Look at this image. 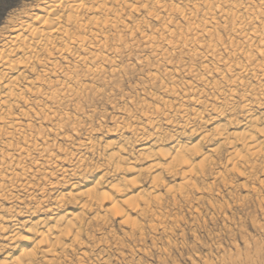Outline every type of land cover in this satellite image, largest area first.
I'll return each instance as SVG.
<instances>
[{
	"label": "bare ground",
	"instance_id": "obj_1",
	"mask_svg": "<svg viewBox=\"0 0 264 264\" xmlns=\"http://www.w3.org/2000/svg\"><path fill=\"white\" fill-rule=\"evenodd\" d=\"M26 6L11 16L0 29V203L6 202L10 205L9 209L16 204L20 205L15 209L19 211L7 210L8 215L3 213L5 207L0 205V252L3 255L0 264H66L67 258L72 260L67 257L68 253L75 254L77 249L83 259L86 257V252L81 251L85 248L82 240L86 238L85 235L83 238L86 226L106 221L105 217L110 213L111 217L121 215L126 223L130 221L129 211L147 214L146 211H150L156 197L162 196L156 195L159 188L168 185L163 181L164 175L180 174L181 184L186 189L184 193L192 188L195 191L194 180L200 170L202 175L205 166L212 162L221 149L227 151L225 169L230 173L235 172L234 175L251 178L253 174L256 176V172H253L256 169L264 170V0H36ZM154 25H158V28ZM137 36L143 41L141 45L149 49L147 51H150L152 55H149L154 61L162 65V68L158 64L154 65V69L149 67L151 71L146 73V77L153 86L147 90L148 93L145 92L146 95L141 93L145 100L149 97L158 104L163 103V106L158 105L160 109H153L144 102L141 113L133 107V114L139 112L140 117L137 115L139 113L134 114L139 118L129 113L128 108V112L121 111L125 118L131 119L128 122H132L133 117V122L125 124L123 120V125H112L114 129H111V134L122 140L121 143L115 142V139L114 142L102 144L108 156L100 166L89 169L84 158H73L72 161L69 159L70 154H64L65 157L57 155L59 148L55 153L56 145L51 143L50 136L55 139L64 138L63 141L68 143L80 141L78 137L79 141L74 136L70 137V131L69 136L65 134L64 126L67 124L61 122L74 119L71 120L70 113L64 112L62 108H68L72 102L81 100L88 90L91 92L87 87H91L88 84L90 81L85 84L87 80L103 77L116 80L114 75H121L119 60L125 50H135L137 44L140 47L134 41ZM132 40L136 45L131 43ZM177 55L181 56V60ZM174 59L181 63L175 65L177 61ZM136 60L139 62L141 59ZM145 61L144 65L148 68L146 64L151 63ZM143 62L140 64L143 65ZM183 75L189 76V79L191 77L193 82L179 81L178 78ZM141 82L144 87L143 79ZM157 83H160L159 90L157 87L156 93H151L150 90L154 91L153 87ZM133 103L136 106L138 104L135 101ZM82 104L76 106L77 112L85 106ZM192 105L193 109L190 107ZM162 107L169 113L162 112ZM151 109L154 113L149 114ZM236 109L242 114L241 120L233 116ZM155 114L158 116L153 120ZM198 122L210 126V130L199 131V125V129L195 128ZM163 124L173 133V139L187 137L188 141L174 142L169 148H164ZM71 128L76 136L77 133L81 135L77 125H71ZM90 131L86 133L87 137L91 135ZM125 131L132 133V136L136 135L133 139L137 143L135 147H138V154L132 160L126 157V153L134 145L130 142L131 137L124 136ZM107 133L110 134L109 131ZM92 136L75 144L77 149L86 151V154H95L96 148L101 146L98 144L101 139L96 142ZM205 145L207 150L204 151ZM68 160L72 163L70 167L67 165V170H62L64 174L61 180L66 185L70 183L67 186L70 189L60 188L61 192L51 199L53 204L46 211L49 216L38 217L45 212L43 208L40 209L43 205L39 200L41 206L35 207L36 201L33 205H27L29 201L24 198L32 201L31 197L36 195H33L36 191H42L40 196L44 198L51 192L46 186L50 185L52 190L56 187L53 188L52 183L37 185L38 181L34 184L32 179L37 174L44 179L49 175L54 178L52 170L63 169ZM142 162L144 166L140 164ZM221 172H213L216 180L223 178ZM144 174L152 179L150 190L143 189L139 181ZM262 178L261 181L264 180ZM58 184L57 188L60 187ZM168 189L165 192L168 193L171 188ZM19 191L26 196L19 195ZM58 192L54 191L56 194ZM23 208L26 210H21ZM107 221L109 223L111 219ZM126 223L127 226L129 222ZM135 225H132L133 230L139 228V222ZM99 226L102 228L103 225ZM102 259L109 262L108 259Z\"/></svg>",
	"mask_w": 264,
	"mask_h": 264
},
{
	"label": "rangeland",
	"instance_id": "obj_2",
	"mask_svg": "<svg viewBox=\"0 0 264 264\" xmlns=\"http://www.w3.org/2000/svg\"><path fill=\"white\" fill-rule=\"evenodd\" d=\"M35 1L36 0H0V29L11 18V16H14L16 14V12L20 11L26 5L28 6L32 3H35ZM154 26L156 28H158V25H154ZM154 26H153V28L155 29ZM126 39H128V38L126 37ZM129 40L130 39H128V41ZM134 41L136 42V44L139 43L140 47H138V44H137V47H135V50L134 49H132L133 51L132 50L131 51L125 50V52H124L125 54L123 53L124 55L122 56L123 58L121 57V59L119 60L120 61V67H121V70H119V73L121 75H119L118 73L117 74L119 76H116L117 74L114 75L115 77H117V78L114 77V79H116V80H113V78H111L112 81H114L115 83L113 82V84H112L111 79L108 77H106V78L103 77L104 79L100 78V79L87 80L85 82V84L87 85V82L90 81L88 84L91 85V87L89 85L87 86L91 89V92H89L90 90H88V92L90 94L88 92H85V95H84L85 97H83L79 101L72 102V103H74L73 107H72V103H71V106H69L68 108L66 106V108H65L66 110L64 108H62L64 110V112L70 113V117L72 118V119L70 118L71 120L74 119L73 121L69 120V122L68 121L61 122V124H63V123H64V125L67 124L66 125L67 127L64 126L66 128L65 134L68 135L69 133H72V135L69 134L70 137L74 136L76 141L80 140L79 142L86 141V139H88L90 136L93 135L92 136L93 141L98 142L101 139V141L98 142V144L100 143L99 145H101L98 147L99 150H97L98 148H96L95 154H91L90 152H87V154H86V151L85 152L79 151L77 149V146H75V144L78 145L79 142H75V140H74L73 141L74 144H73V142L68 143V142L63 141L64 138L63 139L62 138L55 139L53 136H50L52 139L49 137V140L52 141L51 143H54L56 145V147H55L56 150L54 152L56 153L57 148H59L61 150L62 155H61V153L59 154V152H60L59 149H58L59 152L57 151V153H56L57 155H59L61 157L62 156L65 157L64 154L65 155L70 154L69 159L72 161H73V158L74 159L78 158V157L84 158L87 162V166L89 169H93L97 166H100L102 164V162L105 161L104 159L108 156L106 154L107 152L103 151L104 145H102V144H104L107 141L108 142L109 141L114 142L115 139H116L115 142L121 143L120 140H122V139H119L118 137H116L115 134H114V136L111 134V131L114 129L113 127L115 126V123H116V125L117 124L120 125L123 120H124L123 122H125V124H127V123L130 124L133 122V117H132V122H128V121H131V119L128 120L127 118L124 117L125 115H123L124 114L123 112L126 111V108L130 109L129 113H131L133 116H135L134 114L139 113V112L141 113L142 104H144V102H145V104L151 105L153 107V109L154 108L160 109V107H161L160 105L163 106V103L158 104L157 102H154L152 99H149V97H146V100H145V96H144V95H146L145 92H147V90L149 91V89H151L153 86V85L151 86V83L149 81H147L148 77H146V73H149V71H151L150 70L151 68H153V69L156 68V66H157L156 64L159 65L158 66L159 68H162L161 67L162 65L155 62L156 60L152 56H150V55H152L150 53V51H147V50H149L147 47H145L144 45L143 46L141 45L140 42H143V41L141 40V38L139 36H137V38ZM134 41L132 40L131 43H134ZM141 49L142 50L144 49V50L142 51ZM140 50H141V52H140ZM128 53L130 56L128 55ZM126 54H127V56H126ZM136 55H137V57H136ZM143 56H145V57H143ZM179 56L177 55L178 59L181 60V56L180 57ZM130 57H132L133 59L132 58L130 59ZM139 57H141V58H139ZM135 58L139 59V60L140 59L143 60L145 58V60H147V61L149 60V62L151 63V65L153 67L150 64H148V65L146 64V66L148 67V68H146L144 65V63H146L145 60H144V62L141 60H140L141 62L140 61L138 62ZM135 60L139 64L136 63ZM176 61L177 60H175V62ZM142 62H143V65L140 64ZM175 62H174V64H175ZM177 62L175 65H179L181 63L180 61L178 63ZM123 63H125V64H123ZM135 64H138V65H135ZM189 64H191V62ZM123 65L125 67H123ZM154 65H156V66H154ZM197 65H195V66L197 67ZM149 67H151V68H149ZM122 68L126 69V70L124 69L126 74L124 73V70H122ZM123 75H125V78H123L124 77ZM120 77H122L123 79ZM182 77H183V79H181ZM182 77L178 78V80L179 81L189 80L190 82H193V80L192 81L190 80V79H192L191 77L189 79V76L183 75ZM142 79H143V83L145 82L147 84L146 85L147 87L145 86V83H144V87L141 85ZM189 81H187V82H189ZM97 82H98V84H97ZM91 83H93V84H91ZM117 83H119V85L121 87H119V85H117ZM137 83H138V85H137ZM107 84H109V85H107ZM96 85L99 87L96 88L97 87ZM136 85L137 86L140 85L141 87H137ZM156 85H157L156 87L155 86L153 87L154 91L150 90L151 93H153V92L156 93V91L159 90L160 83H157ZM149 86H151V87H149ZM157 87H158V89L155 90ZM98 89H99V91L97 92ZM118 89H120V90H118ZM103 90H105V93H103L104 92ZM141 92H144L143 93L144 95ZM91 93L94 96H92ZM134 93H136V94L134 95ZM138 93H140V94H138ZM88 95H90V96H88ZM97 95H99V96H97ZM123 95L124 96L127 95L128 98H127V96L124 97ZM95 96H96V98H95ZM137 96H139V97H137ZM86 97L87 98L89 97L88 100ZM105 98L107 100H105ZM125 99H126V101H125ZM164 99L166 101H168V98L164 97ZM128 101H130L132 103L135 101L136 103H138L137 104L138 107L135 105V103H133L134 105H132V104H130V102L128 103ZM139 101L141 103H139ZM83 102H84V104H82ZM78 104H80V105L82 104V106L85 105V106H83V109H82L83 112L81 109H79V110H81L79 112L80 113L82 112V114L84 113L85 116L80 114L79 112H77L76 106H78ZM128 104H130L132 108L130 107V105L128 107ZM152 104L153 105L155 104V105L153 106ZM139 105H141V107H139ZM158 105L160 107H158ZM82 106H79V107H82ZM93 106H95L97 108V110ZM74 107H75V109H74ZM133 107H135V109ZM190 107L193 109V105ZM92 108H94V109H92ZM121 108H123L124 110ZM164 108L165 107H162L163 110L161 109V111L169 113V111L164 109ZM128 109L126 112H128ZM133 109L138 110L139 112L135 111V113L133 114V111H134ZM153 109L148 111V113L149 114L154 113ZM238 109H236V112L233 113V116L236 118L238 117V119L241 120L242 114H240ZM74 110L76 111V113H79V115L76 114ZM121 111H123V112H121ZM73 112L75 115L73 114ZM86 113L91 117H89ZM90 113H91V115H90ZM119 113L121 114V116ZM140 113L137 114L139 117L141 116ZM236 113L237 114L239 113V116H236L237 115ZM92 114H93V117H92ZM137 115L135 117H138ZM157 116L158 115H156V114H155V116L153 115L152 116V117H154L153 120H155V118L157 119ZM123 117L126 120L123 119ZM206 118H207V116H206ZM101 119H102V121H101ZM75 120L76 121L78 120V123L79 122L80 123L78 124ZM81 120H83V121H81ZM117 121L119 123H117ZM162 121H164V120H162ZM67 122L70 125V127H69L70 129L68 128ZM70 122H72V123L70 124ZM75 122H76L77 128L79 129L78 132H80L81 135H79V133H77V136H76L73 132H71L72 131L71 129L73 128V127L71 128V125L76 126ZM86 122H88V123H86ZM98 122L101 124H99ZM199 123L200 122H198L196 124L197 126L195 125V128H197V129H199L198 127L200 126L199 131H202V130L209 131L210 130V128H211L210 126H208V125L206 126L202 123H200V124ZM102 124H103V126H102ZM113 124H114V126H112ZM123 124L124 123H122V125ZM93 125H94V127L95 126L96 127L94 128ZM98 125H101V126H98ZM202 125H203V128H202ZM80 126H82L83 129ZM90 126L93 128H91ZM89 128L91 129V131L93 130L92 131L93 134L90 131L89 135L90 134L91 135L89 137H87L88 135H86V133L89 132V130H90ZM101 128H102V130H101ZM161 128H163L162 133L164 130L163 137H164V141L166 143V144L164 143V146H163L164 148L165 147L169 148L174 142H181L182 143V142L188 141L187 137H182V138H179L178 140L173 139L171 137L173 133L169 132L170 129L166 126V124H163V126ZM95 131H97V132H95ZM107 131H109V133L111 135L108 134ZM151 133L152 132H150V134ZM168 133L171 135H168ZM124 136H127L129 138L131 137L132 139L134 137L136 138V135L132 136V133H130L129 131H125ZM77 137L79 140L77 139ZM131 138H130V142H132V146L134 145V147L130 148L131 150L129 149L128 150L129 152L127 151L126 155L128 154L129 156L127 155L126 157L127 158L129 157V159L132 160V158H134L135 156L137 157V154H138L137 148L138 147L137 148L135 147L137 145V143H135L136 141H134V139L132 140ZM102 141H103V143H102ZM133 141H134V143H133ZM167 141H168V143H167ZM57 144L58 145L60 144V146H58ZM66 144H68V145H66ZM69 145H71V147ZM72 146H75L76 148L72 147ZM100 147H101V149H100ZM67 150L70 153H68ZM205 150H207L206 145H205L204 151ZM64 151H65V153H64ZM71 152L73 153L72 155H71ZM79 152H80V154H78ZM226 152L227 151L225 149H221L219 154L214 157V158L218 159L217 160L218 164H217V161L215 162L216 159L213 158L212 162L209 165L207 164L205 166V168L203 169V172H202L203 177H200L201 170L198 168L200 170L198 177H200V179H202V180H200L198 177H197V179L194 180V184H196L194 189L196 192L192 188L189 190L187 189V192L184 193L186 189L181 184L180 174H177L176 176L164 175L165 177H163L164 179L163 178L162 179H163L164 183L166 182L165 185L168 184L167 187L169 189L171 188L170 191L168 192L169 195L167 192H165V190L168 188L165 186H161L159 188L160 191L158 190L159 193L157 192L156 195L159 196V194H161L162 196H160L161 198L156 197V200H158V201L155 200L154 202L155 203L157 202V203L155 204L154 202H152V206L150 208V211L149 210L146 211L147 214L146 213H140L139 211H133V212L131 211V213H130V211H129L128 216H130L129 218H130L131 222L130 221H128V222L131 223L130 226H129L128 222H127L128 225L127 226L125 225L126 222H125L124 218L120 217L121 215H116V216L112 215V217H111V213H110V215L109 214L107 215L108 217L107 216L105 217L106 221L101 222V223H100V221H98L97 223L93 222L94 225H93V223H91L89 226H86V228H85L86 230L91 226V228L88 229L89 231L87 230V232H86V230H85L84 234H83V238H84V235L86 238H88L87 236H89V234H90L89 238L88 239L84 238V240H82L85 248H83V250H81V251L86 252V257H84L83 259L80 258L81 257V255L79 253L80 250L77 249L75 251V254H73L74 252L68 253L67 257H70V259H72V260H69V258L66 257L67 258L66 264H68L69 262H70V264L71 263L76 264L78 257H79L78 258L79 263H77V264H101V262L102 263L104 262L103 264H108V263L109 264H264V185H263L264 180H262V181L260 180L262 178V176L264 178V173H263L264 170L262 168H259V169H256L255 171H253L254 173L256 172V176H258L256 178L257 181L255 180V177H256V176H254L255 174H253V176H252L254 178L246 177L247 179L241 178L242 176L239 177V174L234 175V174H236L235 172H233V173L231 172L232 173L231 174L230 171H227L225 169V165H226L225 161L227 159V153ZM82 153H83V155H81ZM88 153H90L91 155H89ZM102 153H104L105 155ZM78 155H80V156H78ZM85 156H87V157H85ZM102 159H103V161H102ZM70 160H68L69 163L67 161L64 163L63 167L65 166L64 167L65 169L64 168L63 169L58 168L57 169L58 172H57L56 168H54L53 170H55V173H53V170H52V174L53 175L55 174L54 178L57 177L56 179L51 177L52 175H49L47 178L44 179V177L40 176V174H37L36 176H34V179H32L33 183L35 181L36 182L38 181L37 185L39 183L40 184L46 183L45 185L52 183L51 186L56 187V189L52 190L50 185L46 186L49 189V190L48 189L47 190L48 191L51 190V192H49V194L47 193L46 197L44 196V198H43V196L42 197L40 196L42 194V191L41 192L36 191V193L35 192L33 193V195L36 194V195H34L36 197L33 196L31 198H33V199L35 198V200L32 199V201H31V199H28L26 197L24 198L26 201H29V202H26L27 205L28 204L33 205V203L35 201L38 203V200H39V203L41 205H43L42 207H40V209L43 208L42 211H45L44 212L45 214L42 212V215L41 216L39 215L38 217H42V216L45 217V215L49 216V214H46V211H48L47 209H49L51 207V205L53 204L52 198H54V196L58 195L61 192L60 188H61V190H65V189L69 190L70 189V188H67V186L70 183H67V185H66V183L64 181H62L63 179L61 180V178L63 177V174H64L62 172V170H67L70 167V165L72 163V162H70ZM140 164H142L144 166L143 162ZM67 165H69V167ZM66 166H67V168H66ZM211 166H213V167H211ZM245 168L246 167L241 168V169H245ZM211 169L214 170L213 171L214 173L221 172V169H222L223 172H221V173H223V178L222 179L218 178L216 180L214 178L215 174H213ZM248 170L250 171V169H248ZM257 170L259 171V173L257 172ZM208 171H209L210 175L213 174V176L212 175L210 176ZM261 173H263V174L261 176H259ZM143 176L147 180L144 179ZM143 176H142L143 179H142V177L139 178V181L141 182V186L145 190L146 189L150 190L151 189L150 185H151L152 179L151 178L149 179L148 178L149 176L147 177L146 174H144ZM204 177H206L207 179ZM42 178H43V180L40 181ZM117 178H119V177H117ZM249 178L251 179V181ZM148 179L150 182L148 181ZM203 179H205V180H203ZM242 179H245L246 181L242 180ZM55 180H57V181H55ZM222 180H224V181H222ZM225 180H227V182ZM142 182H144L145 184ZM169 182L172 184H170ZM56 183L60 184V185L58 184L60 186L59 188H57L58 186H56L57 185ZM177 183H178V185H177ZM170 185L173 187H171ZM147 186L148 187L150 186V188H148ZM178 187H179V189H177ZM196 187H197V190H196ZM260 187H261V189H260ZM175 189H176V192H175ZM178 190H180V191L184 190V191L180 192ZM54 191L55 192L59 191V192L56 194V193H54ZM175 193H176V195H175ZM20 194L22 196L25 195V193L22 191H19V195ZM49 195L52 197H50ZM41 198H43V199L49 198L48 199L49 201L51 199L52 200L49 202L48 200L45 199V202H44V200ZM159 201H162V203H159ZM37 203H35V207L40 205L39 203L38 204ZM45 203H47V204H45ZM49 203H50V205L48 206ZM158 203L160 205H158ZM238 203L241 206L240 205L238 206ZM0 205H2L3 208L5 207L4 208L5 210L3 211V213H5L6 215H8V213L11 210L12 211H19V210H15V209H18V206L20 207L19 204L18 205L16 204L14 206V208L9 209L10 205L6 204V202H4V203L2 202V203H0ZM7 205H9V206H7ZM154 207H156L157 210ZM70 208L71 207H69V209ZM44 209H46V210H44ZM21 210H26V209L23 208ZM151 210H152V212H151ZM157 211H161V212L159 213ZM149 213L152 215V217H150ZM161 213H164V215H166V216L161 215ZM133 214H135V215H133ZM139 214L142 216H140ZM145 214H146V217L144 216ZM155 217H156V219H155ZM158 217H161V218H158ZM120 218L124 221L122 222V220ZM157 218L159 221L157 220ZM163 218L165 220L160 221ZM18 219H20V218H18ZM110 219H111V221H109V223H108L107 220H110ZM133 219H135V220H133ZM136 219H137V221H136ZM33 220L35 221L36 217H34ZM22 221H23V219H22ZM120 221H121V223H120ZM138 222H139V228H141L142 230L139 229L138 227H136L138 230L137 229L133 230L132 225L134 224V226H136L135 224H138ZM161 222H163L164 225ZM98 223L103 225L102 228H101V226H99L100 224H98ZM260 223H261V225H260ZM165 224L168 226H166ZM151 226H152V228H151ZM155 227H157L158 231ZM9 228H10V230L12 229L11 227H9ZM23 228H25V227H23ZM100 228H101V230L99 231ZM103 228H105V230ZM161 229H163V230H161ZM165 229H167V231H164ZM135 230L139 231V233ZM85 232L88 235H86ZM133 232H135V233L133 234ZM142 232L145 233L144 236H143ZM103 233H106V234H103ZM102 234L104 236H102ZM120 239H121V242H120ZM85 249H87V250H85ZM88 249H90V250H88ZM104 253H105V255H104ZM0 255H1L0 259H2L3 255L1 252H0ZM122 255H123V257H122ZM71 256H73V257L71 258ZM102 256H104V257H102ZM102 258L108 259L109 262L106 260L104 261ZM82 261H85V262L83 263Z\"/></svg>",
	"mask_w": 264,
	"mask_h": 264
}]
</instances>
